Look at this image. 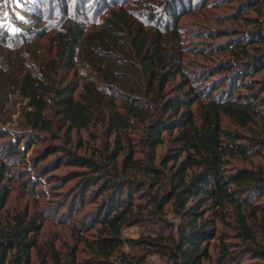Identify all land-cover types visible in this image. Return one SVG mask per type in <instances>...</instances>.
<instances>
[{"label":"trees","instance_id":"16d2710c","mask_svg":"<svg viewBox=\"0 0 264 264\" xmlns=\"http://www.w3.org/2000/svg\"><path fill=\"white\" fill-rule=\"evenodd\" d=\"M160 4L165 35L143 29L119 10L108 12L90 33L81 23L71 22L51 37L50 60L42 59L36 71L27 70L13 82L31 109L25 113L27 127L48 130L44 110L51 100L69 127L85 128L92 112L104 114L105 125L115 134L125 133L134 121L146 123L142 142L150 158L144 175L152 178L147 182L134 174L122 177L136 167L129 147L118 170L115 153L123 149L119 143L98 160L58 150L62 157L42 168L55 167L62 160L78 168L70 173L76 191L61 215L70 217L86 199L94 202L87 217L75 226L77 242L90 252L92 264H143V256L123 253L111 260L125 243L142 245L149 253L165 256L170 264H202L210 259L212 239L218 243L212 264L237 263L245 255L254 264H264V168L228 162L236 156L263 157L264 136L221 125L226 118L244 130L255 119L264 120V78H254L264 70V0H237L231 19L247 28L232 32L222 45L208 46L229 56L193 72L201 80L198 84L181 69L184 47L176 27L179 11L186 13L190 0H160ZM149 18L155 23V18ZM221 33L211 31L207 37ZM3 60L8 57L0 55V67ZM76 67L89 69L91 77L81 83L56 82L52 76L55 70L70 72ZM175 77L178 80L166 89ZM2 100H7V94L0 80V114ZM194 104L197 112L191 110ZM164 132L169 147L160 166L165 172L151 164ZM3 151L14 165L20 153L16 144L8 142ZM8 174L6 162L0 160V210L9 193L3 182ZM166 204L177 217L176 225L163 215ZM40 221L25 213L14 215L10 222L0 218V264H31V251L39 255L35 236ZM216 221L230 225L232 234L217 233ZM138 224L148 226L149 232L135 239L121 236L124 227ZM95 225L94 235L85 238L82 232ZM75 253L72 248V260Z\"/></svg>","mask_w":264,"mask_h":264},{"label":"rangeland","instance_id":"374dc122","mask_svg":"<svg viewBox=\"0 0 264 264\" xmlns=\"http://www.w3.org/2000/svg\"><path fill=\"white\" fill-rule=\"evenodd\" d=\"M236 2L237 0H190L191 6L187 12L179 11L176 27L184 47L181 69L192 81L195 80V84L200 83L201 80L199 81L196 75H192L193 72L229 56L225 50H212L208 46L222 45L232 32L247 28V25H243L240 20L231 19L230 12L234 11ZM114 10L126 13L129 18L140 23L143 29H150L152 33L156 31L161 35L166 34L163 25L160 24L163 22L160 0H0V55L8 57V61L3 60L0 67L1 87L7 94V100H2L3 114H0V160L5 161L9 169V174L3 181L8 185L9 193L0 210V218L2 221L10 222L14 215L24 213L27 217L34 215L41 218L40 228L35 236L39 255L31 251V264H92L89 262L90 252L77 242L78 232L75 226L81 217H87L94 202L86 199L84 203L77 204L78 210L73 211L70 217L61 215V212L65 213L66 205L69 208L72 193L76 191L75 180L71 179L70 173L78 168L67 166L63 160L58 165H53L55 167L42 168L44 163L62 157V151L58 150L65 149L98 160L114 150L119 143L123 149L115 153L118 170L129 147L133 148L132 160L136 167L135 170H128L130 173L127 172L122 177H130L134 174L136 178L147 182L152 178V175H144V167L149 165L150 158L142 142L145 138L146 123L134 121L125 133L115 134L105 125L104 114L102 116L92 112L93 119L85 128L69 127L68 122L62 123L51 100L44 110L46 119L50 121L48 130L27 127L25 113L31 109L13 83L15 77L23 72L36 71L42 59L50 60L54 53V48L49 43L51 37L69 23H81L84 32L90 33L96 31L100 27L101 20L108 12ZM149 17L155 18V23L151 22ZM211 31L222 32V35L209 38L207 34ZM201 32L204 36L199 35ZM52 76L56 82L76 79L82 83L90 78L91 74L89 69L76 67L70 72L55 70ZM254 78H264V70ZM177 80L178 77H175L166 89ZM242 92V89L238 90L239 94ZM78 93L80 87L74 93L76 99ZM191 110L197 112V105H192ZM221 125L224 128L237 130L241 134L250 135L254 131L264 136V120L255 119L253 124L244 130L237 128L226 118H223ZM162 136L163 143L156 147L151 164L152 167L165 172L160 166V161L169 147V142L165 132ZM8 142L16 144V148L20 151L13 161L14 165L11 163L12 159L3 151ZM48 149L49 153H47ZM40 155L45 156L43 161L38 159ZM228 162L236 167L264 168V156L246 158L236 156L228 159ZM155 188L156 186L153 189ZM163 212L168 222L177 224V217L172 213L169 204L163 206ZM96 228L95 225L85 230L82 232L83 236L87 239L91 238ZM215 229L217 233L232 234L231 226L225 222L216 221ZM148 232V226L138 224L124 227L121 236L135 239ZM231 240L233 239H225L224 242L228 243ZM50 248L54 250V256ZM72 248L76 250L73 260ZM120 253L128 257L143 256V264H170L165 256L149 253L142 245L125 243L111 260L116 259ZM209 253V261L203 260L202 264H212L211 260L217 256V240L210 241ZM233 264H254V261L245 255Z\"/></svg>","mask_w":264,"mask_h":264}]
</instances>
